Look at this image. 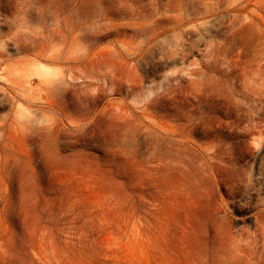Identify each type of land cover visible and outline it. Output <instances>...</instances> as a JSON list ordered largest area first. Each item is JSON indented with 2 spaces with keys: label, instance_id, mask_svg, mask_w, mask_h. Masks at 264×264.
I'll return each instance as SVG.
<instances>
[{
  "label": "rangeland",
  "instance_id": "1",
  "mask_svg": "<svg viewBox=\"0 0 264 264\" xmlns=\"http://www.w3.org/2000/svg\"><path fill=\"white\" fill-rule=\"evenodd\" d=\"M0 264H264V0H0Z\"/></svg>",
  "mask_w": 264,
  "mask_h": 264
},
{
  "label": "bare ground",
  "instance_id": "2",
  "mask_svg": "<svg viewBox=\"0 0 264 264\" xmlns=\"http://www.w3.org/2000/svg\"><path fill=\"white\" fill-rule=\"evenodd\" d=\"M259 85V84H258ZM154 124V122H153ZM129 140L128 142L130 143L131 146L134 147V145H138V136H137V130H133V131H129ZM21 239V243L19 244L18 248H19V251H21V256H19V261L20 262H23V263H27L28 261V246L26 244V240H25V237L22 235L20 237ZM36 254L38 257L41 256V244H40V241L38 242L37 244V250H36Z\"/></svg>",
  "mask_w": 264,
  "mask_h": 264
}]
</instances>
